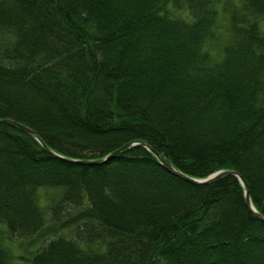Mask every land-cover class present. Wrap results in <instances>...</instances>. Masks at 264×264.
Here are the masks:
<instances>
[{
	"label": "trees",
	"instance_id": "16d2710c",
	"mask_svg": "<svg viewBox=\"0 0 264 264\" xmlns=\"http://www.w3.org/2000/svg\"><path fill=\"white\" fill-rule=\"evenodd\" d=\"M262 23L264 0H0V121L60 156L0 122V264H264L237 177L141 146L79 163L142 142L237 171L264 217Z\"/></svg>",
	"mask_w": 264,
	"mask_h": 264
},
{
	"label": "water",
	"instance_id": "95a60500",
	"mask_svg": "<svg viewBox=\"0 0 264 264\" xmlns=\"http://www.w3.org/2000/svg\"><path fill=\"white\" fill-rule=\"evenodd\" d=\"M0 122L9 123V124L17 127L18 129L28 133L30 136H33L36 140H38L50 153L54 154L57 157H60L59 155H57L54 152H52L51 150H49L47 148V146L43 142H41V140L38 138V136L36 134H34V132L31 129L25 127L24 125H21L19 123H16V122H13V121H9V120L0 121ZM133 146H141V147H145L146 149L150 150L155 155V157L157 158L159 164L167 172H169V173H171V174H173V175H175V176H177V177H179V178H181V179H183L185 181L193 183V184H201V185L210 184L211 182H213L215 180H218L219 178H222V177H225V176H229V175L237 177L240 180V182L242 183L243 187H244L245 196H246L245 200H246V204H247L248 208L255 214V216L257 218L261 219L264 222V217L262 215H260L256 210H254L255 208L253 207L251 199H250L248 186L245 183L244 179H242V177L240 176V174L237 171H220V172H218V173H216L214 175L209 176L206 179L192 178V177H189V176L181 173L180 171H178L171 164H169L167 161H165L164 157L161 154H159V153H157L155 151H152L147 144L142 143V142L141 143H135V144H128L125 147L121 148V150L119 149V150L113 152L111 155H109V156H107V157H105V158H103L101 160L86 161V162H79V163L87 164V165H95V164L104 163V162L108 161L109 159H111V158H113V157H115V156H117V155H119L121 153L126 152L127 150H129ZM69 161H71V160H69Z\"/></svg>",
	"mask_w": 264,
	"mask_h": 264
},
{
	"label": "rangeland",
	"instance_id": "374dc122",
	"mask_svg": "<svg viewBox=\"0 0 264 264\" xmlns=\"http://www.w3.org/2000/svg\"><path fill=\"white\" fill-rule=\"evenodd\" d=\"M223 19H225V17H223L221 20L223 21V24H221L220 25V27L221 28H224V25H225V20H223ZM262 25H263V28H264V23H262ZM223 42V39H222V41L220 40L219 42L218 41H216V42H213V43H211V46H212V48L214 49V52L216 53V54H219V52H220V50H221V43ZM0 231H2L1 233H3V234H5V228L3 227V225L2 224H0ZM19 244L17 243V244H14L13 246H12V248H13V250H14V252L17 254V255H22V253H24V254H27L28 253V251H30V248L29 247H26V244H24L23 246H18ZM28 248V249H27Z\"/></svg>",
	"mask_w": 264,
	"mask_h": 264
},
{
	"label": "bare ground",
	"instance_id": "6f19581e",
	"mask_svg": "<svg viewBox=\"0 0 264 264\" xmlns=\"http://www.w3.org/2000/svg\"><path fill=\"white\" fill-rule=\"evenodd\" d=\"M220 172V171H219ZM218 173V172H217ZM216 174V173H215ZM214 175V174H213Z\"/></svg>",
	"mask_w": 264,
	"mask_h": 264
}]
</instances>
